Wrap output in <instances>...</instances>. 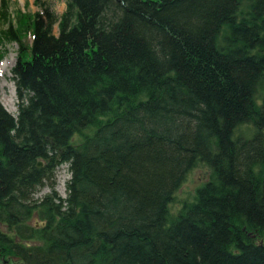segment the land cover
<instances>
[{
    "label": "trees",
    "instance_id": "obj_1",
    "mask_svg": "<svg viewBox=\"0 0 264 264\" xmlns=\"http://www.w3.org/2000/svg\"><path fill=\"white\" fill-rule=\"evenodd\" d=\"M34 5L0 30L36 37L12 70L16 119L0 105V264H264V0ZM57 163L66 198L34 201Z\"/></svg>",
    "mask_w": 264,
    "mask_h": 264
},
{
    "label": "rangeland",
    "instance_id": "obj_2",
    "mask_svg": "<svg viewBox=\"0 0 264 264\" xmlns=\"http://www.w3.org/2000/svg\"><path fill=\"white\" fill-rule=\"evenodd\" d=\"M34 0H8L7 14L2 16V21L0 22V30H4L8 26L9 20H15L17 12L27 13L35 15L39 13L40 10L34 7ZM67 0H42V3L46 5V10L51 13L56 18L60 17L65 11ZM1 11V10H0ZM42 14V13H41ZM9 17V18H7ZM53 33L57 35V26H54ZM31 36L28 35L25 39L26 44L31 43ZM18 52L19 47L15 43H2L0 41V55L3 56L0 62L6 60L8 62V67L0 66V105L7 111L12 117L16 118L17 115V98L15 94L14 83L12 80L11 69L18 62ZM13 89L12 90V87ZM236 135L243 136L245 139H250L253 133L249 130V127H240ZM79 137H74V140H78ZM70 178L68 165H59L54 169V187L44 186L36 191L32 195L34 201H40L46 196H50L53 193L60 199L66 198V184ZM208 178V171L203 168H198L193 170L187 177L186 182L181 186L178 192L175 194L174 202L170 205L169 214L174 217L179 212L181 206L184 203H189L193 201L194 195L202 185H204ZM64 196V198L62 197ZM30 225H35L36 227L40 225V221L37 217L31 218L29 221Z\"/></svg>",
    "mask_w": 264,
    "mask_h": 264
},
{
    "label": "bare ground",
    "instance_id": "obj_3",
    "mask_svg": "<svg viewBox=\"0 0 264 264\" xmlns=\"http://www.w3.org/2000/svg\"><path fill=\"white\" fill-rule=\"evenodd\" d=\"M65 10H66V8H65ZM65 12V11H64ZM63 12V13H64ZM62 13V14H63ZM31 15V14H30ZM62 16V15H61ZM60 16V17H61ZM59 17V18H60ZM58 18V17H57ZM58 18V19H59ZM14 21V20H13ZM58 23H59V20L57 21V23H56V25L55 26H58ZM54 28V27H53ZM28 35H30L31 36V38H32V40H31V43L30 44H26V42H25V39H26V37L28 36ZM35 33H34V31L32 30V29H28L26 32H25V35L23 36V37H21L20 38V40L19 41H17V40H15V41H7V40H5V39H1L0 38V41L3 43H15V44H17L18 45V47H19V52H18V59L20 60V58L23 56V55H26V57H27V59L28 58H30L31 56V50H32V48H33V43H34V41H35ZM3 58V56L2 55H0V61H1V59ZM8 62L6 61V60H4V61H2V62H0V66L1 67H8ZM17 66V63L13 66V68L11 69V74H12V70L15 68ZM12 80H13V83H14V88H15V94H16V100H17V107H18V104H19V101H18V96H17V92H16V86H15V80H14V78H13V76H12ZM12 87V90H14L13 89V86H11ZM0 90H1V88H0ZM1 103V102H0ZM7 112V111H6ZM8 113V112H7ZM9 114V113H8ZM10 115V114H9ZM11 116V115H10ZM16 117H17V115H16ZM14 118V117H13ZM14 119H16V118H14ZM244 136V135H243ZM243 136H239V135H236V134H234V139H237V138H243ZM66 164V163H65ZM65 164H58L57 163V166H61V165H65ZM66 165H68V170H69V164H66ZM38 166L39 167H41V163H39L38 164ZM56 166V167H57ZM55 167V168H56ZM195 170V169H194ZM53 174V177H54V170H53V172H52ZM69 175H70V172H69ZM70 179V178H69ZM69 181V180H68ZM43 182H45V181H43ZM207 182V181H206ZM44 186H50V187H54V184H52V185H50V183H45L42 187H44ZM42 187H40V188H42ZM40 188H38L37 190H39ZM201 188V187H200ZM66 193H67V189H66ZM63 198H64V196H62ZM194 197H195V195H194ZM37 202H40V201H37ZM172 204V203H171ZM170 204V205H171ZM169 209H170V206H169ZM170 211V210H169ZM39 214H40V216H42V210H39ZM39 214L36 212V214L33 216V217H37L38 218V220L40 221V225L39 226H35V225H30V224H27V227L28 228H31L33 231H40L41 233L42 232H45L46 231V229H43L44 227H46V221L44 220H42L41 218H40V216H39ZM32 217V218H33ZM249 236H250V234H249ZM255 236H252V238H254ZM255 240H256V242H257V244L258 245H263L264 244V242L261 240V239H257V238H255ZM43 245L42 244V241H40V240H38V239H36V241L35 240H32V241H27V242H25L24 243V245L26 246V247H35V246H39V245Z\"/></svg>",
    "mask_w": 264,
    "mask_h": 264
}]
</instances>
